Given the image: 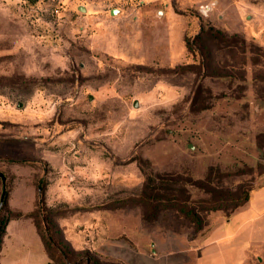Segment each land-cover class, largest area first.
<instances>
[{
  "label": "rangeland",
  "instance_id": "1",
  "mask_svg": "<svg viewBox=\"0 0 264 264\" xmlns=\"http://www.w3.org/2000/svg\"><path fill=\"white\" fill-rule=\"evenodd\" d=\"M210 29L246 73L198 68L187 41ZM0 173V216L24 218L0 264H214L224 213L197 230L167 197L253 187L264 220V0H0ZM254 241L242 264H264V228Z\"/></svg>",
  "mask_w": 264,
  "mask_h": 264
},
{
  "label": "trees",
  "instance_id": "2",
  "mask_svg": "<svg viewBox=\"0 0 264 264\" xmlns=\"http://www.w3.org/2000/svg\"><path fill=\"white\" fill-rule=\"evenodd\" d=\"M219 38L224 41L227 37L220 32H215L210 29L206 32L202 30L193 38L192 41H187L186 48L188 50V53L191 54V56L194 58L198 68L202 71H205L207 73V76L214 78L234 79V76L237 73L241 72L242 75L244 74V72L246 73L248 62L247 57H245V54L247 53L245 48L231 45L230 42L225 41L226 46H228L226 47L228 48L226 50L227 58H223L222 61L218 60L215 56L216 50L212 49V47L210 46V42ZM238 53L242 54L240 59H237ZM240 188L233 192L215 193L211 199L203 200L201 202V205H196V202H190L189 199H183L178 194H174V192L172 191L173 193H171V195L167 197V205L172 206L177 211L184 214L191 220V222L194 223L197 230H201L205 224V217L211 212L221 211L224 213L227 221H230L235 212L250 201L251 192L254 190V188L247 187L246 189H243L242 186ZM3 192L4 198L1 212H3L5 206L7 205L8 198V192L6 191V188H3ZM149 199H151L152 201L160 200L159 197L156 196L149 197ZM38 207L40 210L43 209L44 203L42 199L38 200ZM155 209L156 207L152 209V211H154ZM21 216V213L12 212L5 216V218H2V215L0 216V249L2 244V236L7 222L11 218H20ZM27 217L32 218L34 216L28 215ZM36 225L37 228L40 229L38 223H36ZM45 225V231L41 232L39 230V234L43 240L49 259L52 260L55 257V251L60 250L58 247H62V249H65L66 247H64L60 241H55L52 236L48 237L47 231H50V223L48 222V220L46 221ZM56 244H58V247Z\"/></svg>",
  "mask_w": 264,
  "mask_h": 264
},
{
  "label": "crops",
  "instance_id": "3",
  "mask_svg": "<svg viewBox=\"0 0 264 264\" xmlns=\"http://www.w3.org/2000/svg\"><path fill=\"white\" fill-rule=\"evenodd\" d=\"M264 198V197H262ZM250 202H248L245 206L241 207L234 216L230 219V221L225 224V232L224 236H221V239H224L227 241V247L224 250L223 255L211 257V262L214 260V264H242L244 261L247 260L248 254L247 250H249L250 246L255 243H261L260 241H254V236L256 233H258L260 230L264 228V220H261L256 217L257 214L255 213H249L251 210ZM17 213H19L17 211ZM240 216L235 222H239V230L238 232L232 231L228 226L230 223L234 222L235 217ZM261 218H264V214L262 213ZM24 220V218H11L5 227L3 236H2V244L0 249V257L3 250V238L5 237L7 233V227L11 220ZM27 219V218H25ZM234 222V223H235ZM39 234V232H38ZM40 235V234H39ZM41 238V236H40ZM42 240V238H41ZM43 243V240H42ZM215 245L214 243L210 242L207 243V247ZM256 245V244H255ZM44 251L46 252L44 243H43ZM245 253V254H244ZM47 257L49 259V256L47 254ZM50 261V260H49ZM204 261V260H203ZM50 264V262H48Z\"/></svg>",
  "mask_w": 264,
  "mask_h": 264
},
{
  "label": "water",
  "instance_id": "4",
  "mask_svg": "<svg viewBox=\"0 0 264 264\" xmlns=\"http://www.w3.org/2000/svg\"><path fill=\"white\" fill-rule=\"evenodd\" d=\"M112 14L113 15L115 14V10L112 11ZM91 99H92V97H91ZM135 106H137V102H135ZM0 177H1L2 181H3V185H4V188H5L6 178H5V176L2 173H0ZM3 198H4V192H3V195H2V198H1V202H0V211H1V208H2V205H3Z\"/></svg>",
  "mask_w": 264,
  "mask_h": 264
}]
</instances>
